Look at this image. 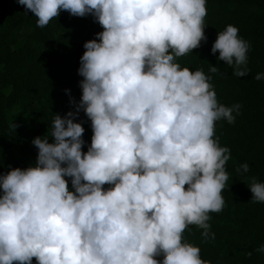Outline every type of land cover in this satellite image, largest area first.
Returning <instances> with one entry per match:
<instances>
[{
	"label": "clouds",
	"instance_id": "obj_1",
	"mask_svg": "<svg viewBox=\"0 0 264 264\" xmlns=\"http://www.w3.org/2000/svg\"><path fill=\"white\" fill-rule=\"evenodd\" d=\"M16 2L40 28L67 11L103 30L83 45L75 111L33 138V164L0 172V264H209L183 234L195 225L215 238L209 214L224 208L231 158L216 122L235 123L241 105L220 104L210 76L177 63L207 39L206 0ZM249 48L229 24L211 52L243 77ZM81 110L92 129L86 152ZM248 186L264 203V183Z\"/></svg>",
	"mask_w": 264,
	"mask_h": 264
},
{
	"label": "trees",
	"instance_id": "obj_2",
	"mask_svg": "<svg viewBox=\"0 0 264 264\" xmlns=\"http://www.w3.org/2000/svg\"><path fill=\"white\" fill-rule=\"evenodd\" d=\"M206 8V41L178 57L177 63L210 76L220 104H240L241 108L238 115L234 113L235 123L216 122L215 136L220 146L230 149L231 158L226 163L229 179L222 192L224 208L209 214L215 238L205 240L203 230L190 225L184 240L198 246L201 258L209 264H264V253L256 251L264 246V203L252 200L248 186L253 177L264 183V79H255L257 73H264V0H206ZM36 19L16 0H0L2 173L33 164L38 151L33 138L50 135L55 114L75 111L82 95L83 77L78 68L83 45L97 39L96 33L103 30L90 14L77 17L61 11L44 28L37 26ZM229 24L238 27L239 36L250 44L249 72L243 77L233 75V68L217 59L219 53L211 52L217 34ZM212 65L219 68L217 73L209 71ZM20 118L25 122L14 128L10 121ZM76 120L85 129L86 152L91 143V121L83 110ZM244 163L249 171H237Z\"/></svg>",
	"mask_w": 264,
	"mask_h": 264
},
{
	"label": "rangeland",
	"instance_id": "obj_3",
	"mask_svg": "<svg viewBox=\"0 0 264 264\" xmlns=\"http://www.w3.org/2000/svg\"><path fill=\"white\" fill-rule=\"evenodd\" d=\"M12 114V113H11ZM23 118V117H22ZM22 118L18 119V122H15V121H10L11 125L14 127V125H16V127L14 128H17L19 126V123L20 122H25Z\"/></svg>",
	"mask_w": 264,
	"mask_h": 264
}]
</instances>
